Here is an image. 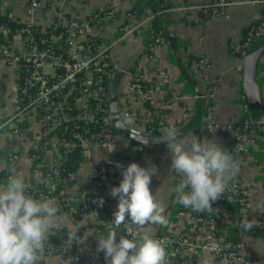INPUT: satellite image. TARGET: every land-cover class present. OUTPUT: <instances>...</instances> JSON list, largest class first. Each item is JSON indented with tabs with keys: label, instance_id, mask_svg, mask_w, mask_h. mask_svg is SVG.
Returning a JSON list of instances; mask_svg holds the SVG:
<instances>
[{
	"label": "crops",
	"instance_id": "crops-1",
	"mask_svg": "<svg viewBox=\"0 0 264 264\" xmlns=\"http://www.w3.org/2000/svg\"><path fill=\"white\" fill-rule=\"evenodd\" d=\"M210 1L0 0V12H9L20 22L43 26L51 24L56 16L84 19L100 8L111 6V15L96 28L107 46L109 64L113 67L108 74L109 102L117 100L123 121L138 131L145 133L144 125L152 121L157 113L163 121L161 132L175 127L183 136L193 133L198 139H215L232 152L237 161L243 159L237 178L246 207H240L234 198L219 199L214 204V209L221 213L216 226L222 236L238 240L239 260L236 264H263L264 232L258 222L264 221V59L256 75L261 92V109H258L249 106L243 95V52L235 49L250 25L259 19V6L248 3L232 5L221 9L216 16L205 18L198 7ZM6 40L7 46L17 45L15 37ZM4 45L1 42L0 49ZM147 47L152 48L153 58L149 64L140 65L139 56ZM200 58L204 59V64L199 65ZM136 62L143 79L154 82L156 87L146 99L127 89L130 68ZM17 85L15 66L0 62V124L11 115L17 103ZM208 104L211 105V119L219 125H232L244 117L250 120L256 137L248 140L244 158L233 146L234 130L212 131L202 124L200 114L206 112ZM126 117H131L130 124L126 122ZM9 125L0 127V173L3 170V155L20 150L11 175L22 172L28 185L36 183L39 176L33 172L30 158L23 149L38 137L40 125L30 119L25 134L19 135H12ZM117 134L113 141L129 148L125 136L118 131ZM58 152L57 146L52 144L42 151L39 165L44 172L50 169L53 156ZM113 156V151L110 152L107 147L92 144L72 175L74 182L70 178L61 187V199L57 201L59 215L63 218L61 229L67 232L66 235L77 229L78 237L87 236L77 247L80 255L98 253L97 237L102 235L95 226L105 222L82 214L81 210L95 197L94 176L105 169ZM133 162L141 167H148L149 163L157 166L159 175L152 177L150 190L157 200L166 204L165 215L169 220V209L181 177L170 170L171 157L167 145L141 150L137 145L135 152L126 157L125 168ZM121 180L120 170L117 183ZM74 200L78 201V209L70 207V202ZM244 221L255 224L247 231L242 227ZM171 224L174 234L184 235L189 241L181 251L183 258L189 260L188 264H205L209 259L212 264H219L215 253L199 248L205 229H197L190 210L173 217ZM161 229L162 226L150 225L138 229V233L149 232L157 236ZM37 264H69V258L62 259L46 251ZM72 264L75 263L72 261Z\"/></svg>",
	"mask_w": 264,
	"mask_h": 264
},
{
	"label": "built area",
	"instance_id": "built-area-1",
	"mask_svg": "<svg viewBox=\"0 0 264 264\" xmlns=\"http://www.w3.org/2000/svg\"><path fill=\"white\" fill-rule=\"evenodd\" d=\"M244 3L260 6L264 4V0H211L209 3L199 6L198 8L202 11L205 18H210L216 16L219 11L225 7ZM110 7L111 6H106L95 11L91 15L95 18L94 21H92V18L66 19L65 17L56 16L52 24H54L55 27L63 26L66 32V36L61 44L59 43V36L51 34L47 40L40 36V42H49L45 47H40L37 42L29 36L28 30H21L27 34L23 37L20 32V34L15 36V38L18 39L17 45H4L0 49V62L14 65L17 72L21 71L19 67L20 61H26L31 65L29 74L23 78L22 83L18 82L17 86L20 89V93L16 95L17 103L11 115L6 117L0 124V127H2L4 125H9L8 123L13 125L16 120L32 119L36 120L40 125L38 137L35 141L27 144L23 149V152H26L30 158L31 164L33 165V172L39 176V181L29 185V194L36 198H51L55 201L61 199V188H59L61 183V179L59 178L60 165L62 160L66 157L67 152L75 146V143L73 141L60 142L55 133L43 139L48 135L49 131L59 123L69 119L72 120L74 126L77 124V121H75L77 119H83L86 120V122L93 121V123H95L97 128L96 136H98L99 139L82 136L75 129L72 131L74 138L79 140L78 143L82 148V155L85 154L88 148L94 143L107 148L114 144L116 152L109 161V165L105 167L107 172H104L105 169L100 170L98 174L101 180H94L95 187L93 192L95 197L89 200L81 210L82 214L91 215L93 218L105 222L104 225H106V227H111V221L114 219L113 213L116 211L118 204V198H114L109 194L112 187L119 186L117 179L121 169L117 167V164L125 167L126 157L136 150V146L126 148L120 145L119 142L115 143L113 141L114 136H117V131L108 122L109 104L99 101L95 104L94 108L88 106V101L90 99L102 100V97L104 99L106 98L107 92L105 85L108 83V74L110 72L105 70L109 64L108 49L103 40L99 41L94 46L90 45V41H92L91 38L93 37L99 38V33L96 31V28L102 25V21L108 16L106 15L107 13L103 12L106 10L110 11ZM26 24L35 25L29 22ZM0 30L5 31L6 29L0 26ZM40 31H44V28H40ZM263 33L264 30L260 24L255 29L250 28L243 37V43L239 42L236 44L235 49L243 52L248 43ZM85 42H87V44H85ZM55 49L63 51L68 56V59L64 60L60 55L57 56L55 54ZM152 58V48L147 47L139 56V64H149ZM201 64H204L203 58L199 59V65ZM58 67H61V73L57 72L56 69ZM140 70V66L137 67V71L141 72ZM155 88L154 82L143 85L138 77H133L132 73L129 72L128 91L133 92L138 97L146 99L155 91ZM71 92H75L76 94L74 97V101L77 103L76 111H71L69 109V103L66 98ZM39 111L40 119H35ZM205 111V116L208 119L205 128L207 130H234L233 146L235 149L243 152V154L246 153L248 139H246L245 130L250 127L252 123L244 117L232 125H219L211 119V105H206ZM156 116L160 117L155 113V117ZM162 122V119H158L157 121L158 125L161 127V131ZM77 126L79 125L77 124ZM10 129L12 135L22 134L18 132L14 125ZM145 133L153 134L148 131H145ZM50 144L57 146L59 152L53 156L50 169L44 172L39 162L42 151ZM19 151L20 150L12 151L3 155V168L9 173L5 180H7L16 167L21 152ZM241 160L243 159H239V164ZM70 178H72V175L65 181ZM65 181L62 180V183L64 184ZM106 190L109 191L107 195L104 194ZM99 195L109 197L102 206L97 203V201L101 199L97 197ZM221 198H234V200H237L240 207L243 209L246 207V199L241 193L237 176L231 182L230 190L226 191ZM215 203L216 201L212 203L213 208ZM187 210H190L197 229L199 231L202 228L205 229L203 240L199 248L215 253L219 264H221L222 259L225 257L229 258L230 264H236V261L239 260V255L237 252L230 250L234 245L226 241L221 234L216 235L215 233V230H218L216 226L217 220L210 216L204 218L203 212H195L189 208H184L177 200L172 205L168 226L162 229L163 232L171 233L177 240L180 238L176 249H167L169 260H172L173 256L178 255L181 258L180 264L189 263V260L185 259V257L183 258L181 254V251L187 247L189 241L184 235L174 234L175 232L171 227L172 218L184 214ZM120 228L128 233L127 237L130 239L132 238L133 231L138 233V229H130L127 222ZM53 231L56 232L59 230ZM98 233L104 235L103 231H99ZM68 236L69 235H64V237H59L54 242V245L51 242L53 237H49V244L52 243V245L55 246V255L58 257L70 258L75 264H102V256L98 253L92 254V259L89 257L81 259L80 253L77 250L79 243L75 240L71 243ZM156 237L164 239L166 241V248L169 247L171 243V237L169 235L164 233L158 234ZM117 240H119V234Z\"/></svg>",
	"mask_w": 264,
	"mask_h": 264
},
{
	"label": "clouds",
	"instance_id": "clouds-1",
	"mask_svg": "<svg viewBox=\"0 0 264 264\" xmlns=\"http://www.w3.org/2000/svg\"><path fill=\"white\" fill-rule=\"evenodd\" d=\"M125 120L132 122L131 117ZM159 141L167 145L170 170L181 177L175 188L177 202L192 211L213 214L216 210L212 203L230 190L240 171L239 161L215 139H198L193 133L183 136L175 127L164 129ZM108 150L115 151L114 144ZM117 167L121 169L122 180L109 193L118 198L117 209L112 228L107 235L97 237L96 251L104 253L106 264H170L166 241L149 232L133 231L131 239L119 235L117 242V230L126 222L130 229L169 224L166 204L150 190L152 177L159 175L157 166L149 163L148 167H141L133 162L126 168L119 164ZM28 189L22 172L0 183V264H37L50 246L53 230L61 228L63 218L57 201L36 198ZM97 203L102 206L103 200ZM254 224L244 221L242 227L248 231ZM76 233L77 229L68 239L82 244L87 236L77 237ZM205 264H212V260H206ZM221 264H230L229 258L222 259Z\"/></svg>",
	"mask_w": 264,
	"mask_h": 264
},
{
	"label": "trees",
	"instance_id": "trees-1",
	"mask_svg": "<svg viewBox=\"0 0 264 264\" xmlns=\"http://www.w3.org/2000/svg\"><path fill=\"white\" fill-rule=\"evenodd\" d=\"M258 11H259V19L257 21H255V23L251 24L250 27L247 29V31L250 28L251 29L257 28L258 22H261L262 25L264 26V4L259 6V10ZM111 12H112V10H110V11L106 10L103 13H107L106 15H111ZM91 15L87 16L86 18H92L93 19L92 21H94L95 18H93ZM64 17L66 19L70 18L68 15H65ZM0 26L6 29L5 31L0 30V40H2L1 42L5 43L6 46L8 45V41L6 39L10 40L13 37H15L16 35L20 34V32H21V35L23 37H24V35L27 34V33L22 32L21 30H24V31L28 30L29 31V33H28L29 36L32 37L33 40H35L40 47H45L49 43L48 41L40 42V36H42L46 40L48 39V37L51 34L59 36V38H60L59 39V43L60 44L63 42V40H64V38L66 36L65 28L63 26L55 27L54 24H52V23L49 24V25H43V26L42 25H37V24H35V25H27L25 22H20L18 18L12 16L9 12H0ZM40 28H44V31H40ZM91 39H92V41H90V45L91 46L96 45L99 41L102 40L101 37H99V38L93 37ZM243 41H244V38H242V40L240 42L243 43ZM151 42H152V39L149 42V44ZM83 44H84V42H83ZM85 44H87V42H85ZM55 54L57 56L60 55V57L62 59H64V60L68 59V56L63 51H61L60 49H55ZM19 67H20L21 71L18 72V82L22 83L23 78L29 74V71L31 69V65L28 62L22 60V61L19 62ZM56 70H57L58 73H61V71H62L61 67H58ZM105 70L106 71H112L113 67L110 64H108ZM130 72L132 73L133 77H138L143 85H148L149 83H151V81L144 80L143 77H142L141 72L137 71V62L134 63L131 66ZM68 86H69V84H68ZM105 89H106V92H107L106 93V98L104 99L102 97V100L101 99L100 100L90 99L88 101V106L90 108H94L95 104H97L99 101H102L105 104L106 103L109 104L110 98L108 96V83L105 85ZM16 93L17 94L20 93V89L18 87H17ZM75 96H76L75 92L74 93L71 92L66 97L67 101L69 103V109L71 111H76L77 103H75V101H74V97ZM42 114H44V113H42ZM200 117L202 118V122H203L202 124H206L208 119L206 118L204 112H202L200 114ZM35 119H40V111L38 112V115L35 116ZM158 119L160 120L162 118L156 116L154 120L146 123L144 125L145 130L148 131V132H152L153 134H157V133L161 132V127L157 123ZM75 121H77V124L79 126H77V124L74 126V123L72 122V120L69 119V120L63 121V122L59 123L58 125H56L55 127H53L49 131L48 135H46L43 138V139H45L46 137H48V136H50V135L55 133L57 139L60 142L73 141L75 143V146L72 147L67 152L66 157L62 160V163L60 165L59 178L61 179V183H60V187L59 188H61L62 185H63L62 180L65 181L67 178H69L70 175H73L75 170L78 168V166L80 165V163L84 159V157L82 155V148H81V146L78 143L79 140L77 138H74L72 131L75 129L82 136L91 137V138H94V139H99V137L96 136L97 128H96L95 123H93V121L92 122L91 121L90 122L89 121L86 122V120H83V119L82 120L81 119H77ZM13 125L17 128L18 132H20L22 134H25V132L27 131V128H28V119L16 120ZM12 126H11V128H12ZM195 128H196V124H195ZM255 132H256V130H254L253 126L250 125V127H248L245 130L246 139H248V140L255 139V137H256V133ZM116 137H118V134H117ZM126 146L132 148L133 146H137V145L134 142L127 140V145ZM240 154L244 158L243 152H240ZM106 165L108 166L109 163L106 164ZM31 167H33V165ZM104 172H107V169H105ZM8 174H9L8 171H6L3 168L2 172L0 173V181L5 180V178L8 176ZM94 179L101 180V177L97 173V175L94 176ZM97 197H100L103 200V204H105V202L109 198L108 196H104V195H102V196L99 195ZM209 216L212 217L213 219L217 220L218 217L221 216V213L215 211L213 214L209 215L207 212H203V217L204 218H208ZM258 224H259L260 229H262L264 231V221L260 220L258 222ZM95 227H96V230L98 232L99 231H103L104 235H107L108 231L112 228V225H111V227H106V225H104V224H97ZM162 229H163V227H162ZM162 229L160 230V232H158L159 234H164L165 233V234H167V235H169L171 237V243L169 244V247L166 248V249H169V248L176 249L178 247L177 243L179 242L180 238H179V240H177L173 235H171V233L165 232V231L163 232ZM117 232H118L119 235L128 236V233L124 229L120 228V229L117 230ZM215 233H216V235L222 234L221 232H219V230H215ZM66 234H67V232L65 230H63V229H60L59 231H56L55 235L52 236L53 238L51 239V242L53 243V245H54V242L59 237H64V235H66ZM223 237L225 238L226 241H229L230 244L234 245L232 248H230V250H233L234 252H237V246H238L239 242L236 239V237H230V238H228L226 236H223ZM52 243H50V246H49V248L46 251L55 254L56 253L55 246H53ZM98 254L100 256H102V261H103L102 264H106L104 253L103 252H98ZM80 256H81L80 257L81 259H84L86 257H89L90 259H92L91 258L92 254L88 255V256H84V255H80ZM60 258L63 259L64 257H60ZM180 260H181V258L178 255L173 256L172 260H170V264H180Z\"/></svg>",
	"mask_w": 264,
	"mask_h": 264
},
{
	"label": "water",
	"instance_id": "water-1",
	"mask_svg": "<svg viewBox=\"0 0 264 264\" xmlns=\"http://www.w3.org/2000/svg\"><path fill=\"white\" fill-rule=\"evenodd\" d=\"M264 59V33L259 37L253 39L245 50L242 53L241 57V73H242V91L245 97L246 102L251 107L260 108L261 103V92L256 81V75L260 61ZM109 116L108 122L128 141L134 142L138 145V149L141 150L144 147H160L165 146V142H160L159 137L163 132L158 134H149L138 131L132 127H129L122 119L119 108L118 101L113 100L109 102L108 105ZM254 125V124H253ZM182 136V135H181ZM143 139H146L147 144L141 143ZM112 146H109L110 148ZM115 154V151H113ZM74 178L71 179V182H74ZM108 190L105 191V195L108 194ZM177 200V194L172 200L171 207L169 212H171L172 205ZM70 207L72 209H78V201L74 200L70 202Z\"/></svg>",
	"mask_w": 264,
	"mask_h": 264
},
{
	"label": "rangeland",
	"instance_id": "rangeland-1",
	"mask_svg": "<svg viewBox=\"0 0 264 264\" xmlns=\"http://www.w3.org/2000/svg\"><path fill=\"white\" fill-rule=\"evenodd\" d=\"M261 5H263V4H261ZM261 25L262 26V29L264 28V26L262 25V23L261 22H258V25ZM264 30V29H263Z\"/></svg>",
	"mask_w": 264,
	"mask_h": 264
}]
</instances>
